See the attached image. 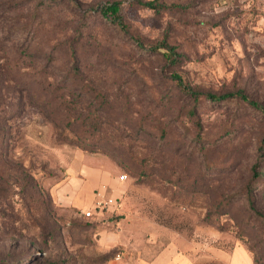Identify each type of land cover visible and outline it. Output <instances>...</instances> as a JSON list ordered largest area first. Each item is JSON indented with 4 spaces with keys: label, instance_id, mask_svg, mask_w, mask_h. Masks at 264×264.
I'll return each mask as SVG.
<instances>
[{
    "label": "rangeland",
    "instance_id": "1",
    "mask_svg": "<svg viewBox=\"0 0 264 264\" xmlns=\"http://www.w3.org/2000/svg\"><path fill=\"white\" fill-rule=\"evenodd\" d=\"M110 1L0 0V264H264V0ZM84 153L126 176L100 219L53 194Z\"/></svg>",
    "mask_w": 264,
    "mask_h": 264
},
{
    "label": "crops",
    "instance_id": "2",
    "mask_svg": "<svg viewBox=\"0 0 264 264\" xmlns=\"http://www.w3.org/2000/svg\"><path fill=\"white\" fill-rule=\"evenodd\" d=\"M77 161L69 163L67 179L54 189L57 203L83 211L94 207L101 193L116 199L118 205L120 184L124 179L114 173L115 166L110 160L106 156L84 153ZM116 207L108 211H114Z\"/></svg>",
    "mask_w": 264,
    "mask_h": 264
},
{
    "label": "trees",
    "instance_id": "3",
    "mask_svg": "<svg viewBox=\"0 0 264 264\" xmlns=\"http://www.w3.org/2000/svg\"><path fill=\"white\" fill-rule=\"evenodd\" d=\"M140 4L149 7L154 10H162L169 8L170 5L166 3L159 2L158 0H136ZM121 6H122V1L121 0H113L110 2H107L104 5H101L99 7H96L95 9H98L99 13L103 16L104 19H107L109 21H112L114 24H117L119 27L122 29H127L126 24L124 23V20L121 15ZM171 6H178L177 4H172ZM153 51H157L163 55V57L172 62L175 63L179 60L180 57L183 56L181 52H178L176 50V47L169 45L168 43L164 42L163 44H159L157 46L152 47ZM72 63H74V66H71L68 69V75L64 76V79L62 81L64 82H70L72 80L71 75L74 74V68L77 65L78 57L75 56L74 54H70ZM172 78L177 81V83L181 86V88L193 99L199 100L201 96L205 97L206 99H209L210 101H225L227 99L231 98H240L241 100L249 103L252 107L256 109H262V106L259 102L255 101L254 99H251L247 94H245L242 91H236V92H226L222 94H216L213 92H202L195 90L188 86L186 82L183 80L182 76L178 73H174L172 75ZM55 84V82L49 83L48 88H52ZM60 87H55L53 90L48 91L46 94L44 101L41 102V105L43 107H46V109L50 112V118L51 121H53V115H54V109L56 108L57 104L61 100V98L64 99L61 100L60 104H67L70 102L68 97H71V93L67 92L66 95L63 94H57L59 93ZM32 99H34L32 97ZM46 105V106H45ZM44 109V108H43ZM71 122V121H70ZM68 122V123H70ZM255 169V168H254ZM256 176H258V173H255ZM249 199V204L253 205L254 200L252 198Z\"/></svg>",
    "mask_w": 264,
    "mask_h": 264
},
{
    "label": "built area",
    "instance_id": "4",
    "mask_svg": "<svg viewBox=\"0 0 264 264\" xmlns=\"http://www.w3.org/2000/svg\"><path fill=\"white\" fill-rule=\"evenodd\" d=\"M125 175L121 176V179H125ZM117 206V200L112 197H105V195L99 193V200L96 205L89 209H84L82 213L86 217H97L98 219L102 218L105 215V211H108L110 208ZM118 256L116 259H119Z\"/></svg>",
    "mask_w": 264,
    "mask_h": 264
}]
</instances>
